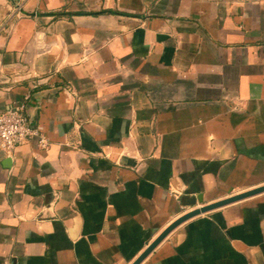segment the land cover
Segmentation results:
<instances>
[{
    "label": "crops",
    "instance_id": "1",
    "mask_svg": "<svg viewBox=\"0 0 264 264\" xmlns=\"http://www.w3.org/2000/svg\"><path fill=\"white\" fill-rule=\"evenodd\" d=\"M20 105L50 145L0 158V264H133L264 185V0H0ZM141 264H264V192Z\"/></svg>",
    "mask_w": 264,
    "mask_h": 264
},
{
    "label": "built area",
    "instance_id": "2",
    "mask_svg": "<svg viewBox=\"0 0 264 264\" xmlns=\"http://www.w3.org/2000/svg\"><path fill=\"white\" fill-rule=\"evenodd\" d=\"M25 108V105L12 106L0 112V158L13 157L19 146L32 140H36L42 149L49 148V140L32 125Z\"/></svg>",
    "mask_w": 264,
    "mask_h": 264
},
{
    "label": "water",
    "instance_id": "3",
    "mask_svg": "<svg viewBox=\"0 0 264 264\" xmlns=\"http://www.w3.org/2000/svg\"><path fill=\"white\" fill-rule=\"evenodd\" d=\"M264 192V185L256 187L254 189H250V190H243V192H240L238 194L232 195L229 198H226L224 200H220L216 203L213 204H209V205H205V206H201L199 208H196L195 210H192L191 212L183 215L182 217H180L179 219H177L175 222H173L166 230H164L160 236L154 241L152 242L148 248L139 256V258L133 263V264H141L146 257L173 231L175 230L178 226H180L181 224H183L184 222L188 221L189 219L196 217V216H200L202 214L211 212L213 210L225 207L227 205H230L233 202L239 201V200H243L245 197H251V196H255L257 194H260ZM197 200L199 202H202V197L199 196L197 198H193L192 200H189V205L191 206H195Z\"/></svg>",
    "mask_w": 264,
    "mask_h": 264
}]
</instances>
